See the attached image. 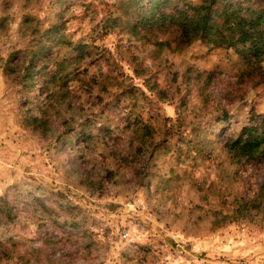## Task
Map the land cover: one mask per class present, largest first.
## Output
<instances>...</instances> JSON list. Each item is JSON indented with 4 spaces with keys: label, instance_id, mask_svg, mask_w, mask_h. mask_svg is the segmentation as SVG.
Returning a JSON list of instances; mask_svg holds the SVG:
<instances>
[{
    "label": "rangeland",
    "instance_id": "rangeland-1",
    "mask_svg": "<svg viewBox=\"0 0 264 264\" xmlns=\"http://www.w3.org/2000/svg\"><path fill=\"white\" fill-rule=\"evenodd\" d=\"M129 1L0 0V264H264V58Z\"/></svg>",
    "mask_w": 264,
    "mask_h": 264
},
{
    "label": "trees",
    "instance_id": "trees-1",
    "mask_svg": "<svg viewBox=\"0 0 264 264\" xmlns=\"http://www.w3.org/2000/svg\"><path fill=\"white\" fill-rule=\"evenodd\" d=\"M133 28L162 31L177 27L186 42L203 39L216 46L235 48L255 70L264 58V0H130ZM134 17V16H133ZM255 123V122H254ZM257 124V123H255ZM245 127L227 143L237 158L260 157L264 124Z\"/></svg>",
    "mask_w": 264,
    "mask_h": 264
},
{
    "label": "built area",
    "instance_id": "built-area-1",
    "mask_svg": "<svg viewBox=\"0 0 264 264\" xmlns=\"http://www.w3.org/2000/svg\"><path fill=\"white\" fill-rule=\"evenodd\" d=\"M128 236V234L127 233H124V237L126 238Z\"/></svg>",
    "mask_w": 264,
    "mask_h": 264
}]
</instances>
